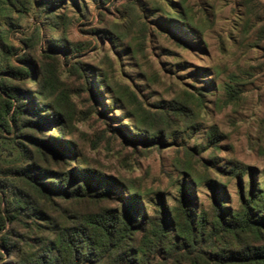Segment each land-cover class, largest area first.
<instances>
[{
  "label": "rangeland",
  "instance_id": "1",
  "mask_svg": "<svg viewBox=\"0 0 264 264\" xmlns=\"http://www.w3.org/2000/svg\"><path fill=\"white\" fill-rule=\"evenodd\" d=\"M45 70L56 73L48 104L63 115L71 167L109 181L112 208L156 218L160 202L176 208L184 184L196 222L212 213L211 186L230 214L239 184L264 191V0H0V80L34 92ZM13 130L0 153L2 211L29 165L13 162L14 144L62 137ZM39 202L53 223H7L25 241L22 260L38 258L26 244L62 222Z\"/></svg>",
  "mask_w": 264,
  "mask_h": 264
},
{
  "label": "trees",
  "instance_id": "2",
  "mask_svg": "<svg viewBox=\"0 0 264 264\" xmlns=\"http://www.w3.org/2000/svg\"><path fill=\"white\" fill-rule=\"evenodd\" d=\"M22 62L34 71L32 61L24 57ZM23 74L30 77L27 67ZM55 80L56 73L45 70L41 79L31 81L34 92L0 80V153L5 152V135L14 134L13 129L41 133L54 128L62 136L46 140L30 135L24 138L27 144H14L13 162L29 161V165L18 170L23 187L11 193L5 211L0 200V264H264V191L260 189L246 193L239 184L240 211L230 214L211 186L212 213L201 211L196 222L184 184L176 208L168 209L162 201L156 218L127 204L122 210L112 208L111 188L103 189L111 187L109 181L71 167L73 153L61 139L63 115L48 104ZM30 147L40 151L46 165L33 161ZM49 161L55 167L48 166ZM40 200L58 207L62 222H57L49 239L42 235L26 244L43 251L38 258L22 260L19 242L25 245V241L6 229L7 223L12 225L20 216L53 223L56 217L45 212ZM248 236L259 240L251 244L244 240Z\"/></svg>",
  "mask_w": 264,
  "mask_h": 264
}]
</instances>
